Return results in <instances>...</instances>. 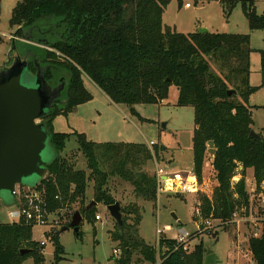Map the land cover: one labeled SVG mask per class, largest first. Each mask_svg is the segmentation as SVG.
<instances>
[{"label":"trees","instance_id":"16d2710c","mask_svg":"<svg viewBox=\"0 0 264 264\" xmlns=\"http://www.w3.org/2000/svg\"><path fill=\"white\" fill-rule=\"evenodd\" d=\"M184 1L178 0L179 5ZM189 1L197 5L212 0ZM218 1L227 16L241 4L251 31L264 29V14L257 13L255 0ZM170 2L18 0L13 9L11 25L32 32L30 40L34 44L30 43L28 50L33 57L29 62L30 72H37L38 63L45 69L49 84H56L58 80L66 83L62 96L42 119L51 144L59 154L46 164L48 173L35 188L45 190L53 210H69L65 212L69 217L65 222L67 226L76 212L70 211L75 203L80 204L77 211L83 219L96 220L99 203L108 206L117 202L109 190L112 177L129 182L137 199L156 204L159 179L157 173L151 174L145 168L155 156L159 158L160 150L165 148L151 150L143 143L131 142L95 143L79 133L78 151L86 158L90 173L75 168L71 160L60 154L71 135L54 132L52 120L55 115L70 113L93 98L84 85V74L113 102L131 108L137 104L163 103L169 98L172 86L178 90L177 106L194 108L193 171L199 180L203 178L204 165L210 155V140L215 142L216 149L212 157L216 186L212 196L201 194L197 203L204 219L211 218L219 227L227 229L233 224L234 212L249 207L247 170L253 169L258 188L264 181V136L259 132L260 139L250 137L255 123L253 108L258 107L250 104V97L264 86V50H260L262 83L252 86L251 35L178 32L163 22ZM230 89L236 93L228 95ZM239 164L243 166L241 171L237 170ZM238 174L241 178L234 181ZM91 180L96 204L89 207L85 200ZM56 195L61 199H56ZM122 210L123 227L116 224L115 229L110 230L112 241L122 250L117 264H157L158 261L161 264H204L202 241L193 249L185 250L186 243L162 237L158 253L157 247L140 235L139 204L134 202ZM32 229L25 221L0 222V264H22L30 257L39 264L38 252L45 246L33 239ZM59 233L52 229L49 235L56 257L63 252ZM213 236L217 238L218 232ZM246 247L253 264H264V219L261 235L247 236ZM23 249L30 251L22 253Z\"/></svg>","mask_w":264,"mask_h":264},{"label":"rangeland","instance_id":"374dc122","mask_svg":"<svg viewBox=\"0 0 264 264\" xmlns=\"http://www.w3.org/2000/svg\"><path fill=\"white\" fill-rule=\"evenodd\" d=\"M17 2L18 0H0V72L5 67L11 66L17 56H25L30 49L29 44H34L31 41H25V38L19 35L15 43L16 49H13V36L20 28L11 25L13 9ZM186 2L187 0L180 6L178 0H171L163 15L164 25L183 33L206 28L207 31L217 33L250 34L251 46L254 49L251 54L250 84L260 86L262 83L260 50H264V29L251 31L249 20L241 4H238L231 15L227 16L218 0L197 5L189 1L191 5L189 8L185 6ZM255 5L257 13L264 14V0H255ZM83 81L93 98L78 105L70 113L55 115L52 120L54 132L71 135L66 148L60 154L71 160L75 168L90 173L86 158L78 151L77 134L83 133L89 141L95 143H143L151 150L156 147L159 149L165 147L160 150L159 158L155 156L147 164L145 169L151 174L157 173L159 167L164 168L171 175H173L171 171L192 170L194 108L177 106L178 90L175 86H172L169 98L163 103L137 104L131 108L126 104L113 102L86 74L83 75ZM250 104L258 106L253 108L255 121L253 130L257 133L262 132L264 136V86L251 95ZM152 142L154 145H151ZM58 154L49 140L45 159L50 162ZM212 157V155L207 156L203 178L199 180V189L195 193L182 192L179 184L175 191L159 193L156 204L137 199L133 192L134 188L129 182L119 177L110 179L109 190L122 207L134 202L139 204L142 212L140 235L148 244L156 246L158 253L160 238L182 236L183 230L188 234L185 239L189 250L202 241L205 247L212 248L219 255L223 264L232 263L238 257L233 246L234 239L241 236L246 245L245 239L253 234L254 224H251V216L258 219L256 225L262 229L264 204L259 202L258 197L254 199V205L249 206L248 218L239 217L237 222L227 229L219 227L217 221H213V224L206 228L198 215L196 216L200 195L212 196L216 186ZM253 172V169H248L245 175L248 195L254 194L256 186ZM240 178L241 176L237 175L236 181ZM32 182L26 181L21 186L35 187V185H29L33 184ZM93 199L94 181L91 180L86 192V204H90ZM14 206H16V199L9 194H0V222H9L8 212L14 209ZM79 206L80 204H73L71 213L72 210L77 211ZM173 213L177 215L179 221L174 219ZM96 214H100L102 220L85 217L80 225L79 234L73 228L62 232V228L67 226L65 222L69 217L61 215L59 222H55L52 228L60 232L59 241L63 252L59 257L55 255L52 239H47L44 234V231L50 230L49 235H51V228L35 226L32 229L33 239L46 242L45 247L38 252L41 258L39 264H117L116 258L112 257L117 243L110 237V230L115 229L116 222L103 203L97 205ZM158 230L162 233L159 234ZM215 232H218L217 238L213 236ZM246 248L244 249L247 256L240 259V264L254 263L248 247ZM22 264H35L34 258L30 257Z\"/></svg>","mask_w":264,"mask_h":264},{"label":"water","instance_id":"95a60500","mask_svg":"<svg viewBox=\"0 0 264 264\" xmlns=\"http://www.w3.org/2000/svg\"><path fill=\"white\" fill-rule=\"evenodd\" d=\"M200 32H207L201 28ZM24 29L20 27L13 36V49H16V40ZM25 41H31V35L23 34ZM26 42V43H27ZM27 55L17 56L13 64L0 72V194H9L16 199L17 185L26 181H33L37 185L44 178L48 169L45 153L49 146L50 134L42 119L50 111L55 100L61 97L63 86L52 87L45 79V69L37 63V72L29 70L30 59ZM236 90H228V95ZM251 138L260 139L261 135L251 131ZM208 153L215 155V142H208ZM163 176L162 179H166ZM93 201L89 207L94 206ZM110 216L119 228L124 225L123 210L119 201L108 205ZM176 221L177 215L172 214ZM83 217L76 211L68 226L62 232L73 228L79 233ZM181 223V222H180ZM23 249L22 253L29 252ZM204 264H223L219 255L210 247H205Z\"/></svg>","mask_w":264,"mask_h":264},{"label":"built area","instance_id":"2783aa9c","mask_svg":"<svg viewBox=\"0 0 264 264\" xmlns=\"http://www.w3.org/2000/svg\"><path fill=\"white\" fill-rule=\"evenodd\" d=\"M186 7L191 6L190 3H187L185 5ZM151 145H154L152 142ZM243 169L242 164H239L238 171H241ZM242 176L241 174H238ZM157 176L159 179V193L162 192H171L178 189L177 184L172 186L171 188L168 187V181L170 179H176L177 177L174 175L169 174L164 168L159 167L157 171ZM163 176H167L166 179H162ZM190 178H192V181H190ZM237 175L234 177V181H236ZM181 183V191L182 192H188V193H195L199 189V179L194 173V171H190L189 175L185 179H181L179 181ZM16 195V206H14V209L9 210L8 217L9 222H20L25 221L26 223L30 224L33 229L35 226H49L52 230L54 228L55 222H59L61 215L65 216V212L69 211L67 208L64 209H57L53 210L50 203L47 200L45 190H40L35 187L25 188L21 185H17L15 190ZM258 197L259 202L264 204V181L262 182L260 188L256 185L254 188V194L248 195L249 198V206L252 204L254 205V199ZM56 199H61V196L56 195ZM249 209V207H248ZM248 209L244 208L242 210H236L234 212V217L231 221L236 223L237 219L240 217L241 219H244L248 216ZM196 216L202 220L203 226L206 228H209L213 224V220L211 218L204 219L201 212V207L198 205L196 208ZM248 218V217H247ZM96 220H102V217L100 214L96 215ZM245 221V220H243ZM258 219H256L254 216H251V224L253 225V237H259L261 235L262 229L258 227L257 224ZM8 223V222H7ZM230 223V224H231ZM205 224V225H204ZM232 224V225H233ZM170 228V227H168ZM49 232L50 230L44 231L45 236L47 239H49ZM158 233H162L161 230H158ZM239 233V231H238ZM187 232L183 233L182 236H178L176 239L179 242L186 243V236ZM240 235V234H239ZM246 238V237H245ZM247 239H245V242ZM42 245H46L45 241H41ZM242 241V238L238 237L235 241H233L234 250L236 251L238 257L236 258L235 262L227 263V264H240V259L242 257H246V245ZM245 248V249H244ZM185 250L188 249V245L185 244L184 247ZM122 254V250L120 248L114 249V257L116 259L120 258ZM157 264H161L160 261L157 262ZM253 264V263H252Z\"/></svg>","mask_w":264,"mask_h":264},{"label":"crops","instance_id":"0c3cea01","mask_svg":"<svg viewBox=\"0 0 264 264\" xmlns=\"http://www.w3.org/2000/svg\"><path fill=\"white\" fill-rule=\"evenodd\" d=\"M189 7H191V6H189ZM190 171H193V166H192V170H190ZM190 171H188V172H186V171H183V172L182 171H171L170 173H172L174 176H176L177 178L175 180H176V182H179L181 179H185L189 175ZM182 233H185V231L182 230ZM176 238L177 237H175V239ZM234 241H235V239H234Z\"/></svg>","mask_w":264,"mask_h":264},{"label":"flooded vegetation","instance_id":"af4514ba","mask_svg":"<svg viewBox=\"0 0 264 264\" xmlns=\"http://www.w3.org/2000/svg\"><path fill=\"white\" fill-rule=\"evenodd\" d=\"M23 34H25V35H31V36H32V32H31L30 30H27V29L24 30ZM26 55H27V54H26ZM28 56H30V57H29L30 60L33 58L31 54L28 55ZM61 80H62V79H61ZM65 84H66V83H63V84H62V82H61L60 80H58V82H57L56 84H53L52 87H58V86H63V87H65ZM63 90H64V88H63ZM62 93H63V91H62ZM61 96H62V95H61Z\"/></svg>","mask_w":264,"mask_h":264},{"label":"bare ground","instance_id":"6f19581e","mask_svg":"<svg viewBox=\"0 0 264 264\" xmlns=\"http://www.w3.org/2000/svg\"><path fill=\"white\" fill-rule=\"evenodd\" d=\"M190 181H192V178H190ZM175 184H177V185H181V183L180 182H176V180L175 179H170L169 181H168V187H172V186H174ZM181 188V187H180Z\"/></svg>","mask_w":264,"mask_h":264}]
</instances>
